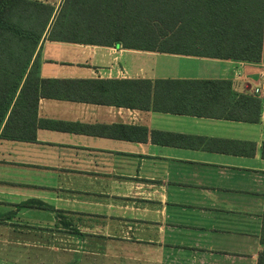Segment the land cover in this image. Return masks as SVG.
<instances>
[{"label":"crops","instance_id":"0c3cea01","mask_svg":"<svg viewBox=\"0 0 264 264\" xmlns=\"http://www.w3.org/2000/svg\"><path fill=\"white\" fill-rule=\"evenodd\" d=\"M260 19L259 62L42 41V79L209 84L148 109L40 98L35 141L0 138V264H264Z\"/></svg>","mask_w":264,"mask_h":264},{"label":"trees","instance_id":"16d2710c","mask_svg":"<svg viewBox=\"0 0 264 264\" xmlns=\"http://www.w3.org/2000/svg\"><path fill=\"white\" fill-rule=\"evenodd\" d=\"M54 1H60L58 8L43 0H0L2 139L35 141L40 98L148 109L160 90L209 84L42 79L43 39L103 47L121 45L129 50L189 57L261 60L263 19L259 20V11L264 13V0L260 4L259 0ZM250 101L258 109V101ZM246 113L250 115V111ZM260 261L264 262V252Z\"/></svg>","mask_w":264,"mask_h":264},{"label":"rangeland","instance_id":"374dc122","mask_svg":"<svg viewBox=\"0 0 264 264\" xmlns=\"http://www.w3.org/2000/svg\"><path fill=\"white\" fill-rule=\"evenodd\" d=\"M51 3L54 4L55 8H58L60 2L51 1ZM42 41L45 43L46 40L43 39ZM42 55L48 57L51 60L69 59L71 56V51L70 48L67 47L66 45H60L57 43H47L43 47Z\"/></svg>","mask_w":264,"mask_h":264}]
</instances>
